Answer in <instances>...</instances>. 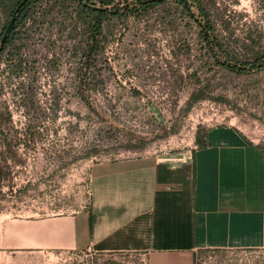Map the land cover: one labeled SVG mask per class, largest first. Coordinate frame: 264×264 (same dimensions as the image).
<instances>
[{"label":"rangeland","instance_id":"374dc122","mask_svg":"<svg viewBox=\"0 0 264 264\" xmlns=\"http://www.w3.org/2000/svg\"><path fill=\"white\" fill-rule=\"evenodd\" d=\"M16 1H1L0 33ZM216 2L224 18L231 16L234 37L242 39L253 31L264 40V0ZM157 3L144 14L127 12L106 20L108 38L99 58L104 86L83 89L84 102L78 98V77L84 80L92 73L77 70L83 40L76 3L34 1L25 27L30 37L21 51L27 67L20 79L13 72L9 49L0 54V105L20 128L27 117L18 84L31 78L41 110L49 108L53 94L59 103L56 115L40 126L37 142L20 148L23 162L13 167L9 181L0 183V223L86 210L93 164L182 150L195 145L199 132L216 126H233L264 147V67L244 74L215 67L201 56L194 39L197 27L176 2ZM217 30L224 37L225 29ZM178 38L189 39L191 47L188 55L174 59ZM53 53L56 66L49 68ZM197 91L202 99L188 106ZM140 262L134 255L45 250L16 253L2 264H145ZM195 264H264V252L197 251Z\"/></svg>","mask_w":264,"mask_h":264},{"label":"crops","instance_id":"0c3cea01","mask_svg":"<svg viewBox=\"0 0 264 264\" xmlns=\"http://www.w3.org/2000/svg\"><path fill=\"white\" fill-rule=\"evenodd\" d=\"M208 146L95 163L73 215L0 223V264L45 250L195 264L200 250L264 251V147L233 126Z\"/></svg>","mask_w":264,"mask_h":264},{"label":"trees","instance_id":"16d2710c","mask_svg":"<svg viewBox=\"0 0 264 264\" xmlns=\"http://www.w3.org/2000/svg\"><path fill=\"white\" fill-rule=\"evenodd\" d=\"M1 1L0 5L2 4ZM34 1L17 0L14 3L15 6L6 27L0 33V41L2 42L0 54L9 49L10 55L14 58V60L12 59V69L19 79L27 67L21 51L24 48V42L30 37L28 28L25 27L31 16ZM73 1L76 3V24L80 27L79 37L83 40L78 50L82 62L77 70L85 69V71L92 73L90 78L83 80L78 77L77 81L78 98L85 102L87 97L84 96L83 89L90 91L104 86V78L99 74V70L103 67L99 58L108 38L104 28L106 20H113L114 17H120L127 12L135 15L144 14L157 2L145 3L146 0H131V2L129 0H93L92 4H84L83 0ZM174 1L182 10V13L186 14L189 22L197 27L194 39L201 46V56H205L206 60L212 62L215 67L236 74L251 73L264 67V40L261 34L248 31L242 39L234 37L229 28V18L231 16L224 18L220 14L216 0ZM132 3H137L138 6L131 7ZM219 26H222L226 31L224 37H221L217 30ZM190 47L189 39L178 38L172 49V58L179 59L184 55H188ZM56 60V55L53 53L51 58L47 60V66L49 68L55 67ZM35 82V78H31L26 83L23 79L18 84L20 103L24 107L27 117L20 128L13 121L12 113L8 109L3 110L0 105V183L8 182L13 167H18L23 162V154L19 152L20 148L24 147L26 150L34 145L41 134L40 126L44 125L45 119L49 115H56V108L59 103L58 96L53 94L49 108L41 110L36 101ZM172 88H175V86ZM202 97L200 91L192 93L188 106L194 101L202 99ZM87 105L90 107V103H87ZM172 105L175 106L176 101H172ZM206 138L207 131L197 134L195 145L198 149L208 146ZM200 251L210 252L216 250Z\"/></svg>","mask_w":264,"mask_h":264},{"label":"water","instance_id":"95a60500","mask_svg":"<svg viewBox=\"0 0 264 264\" xmlns=\"http://www.w3.org/2000/svg\"><path fill=\"white\" fill-rule=\"evenodd\" d=\"M158 1H161V0H146L145 3H153V2H158Z\"/></svg>","mask_w":264,"mask_h":264}]
</instances>
